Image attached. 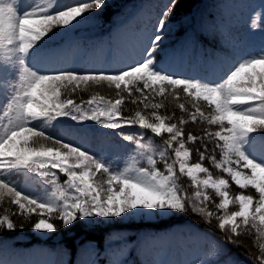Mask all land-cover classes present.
<instances>
[{"label":"snow or ice","instance_id":"obj_1","mask_svg":"<svg viewBox=\"0 0 264 264\" xmlns=\"http://www.w3.org/2000/svg\"><path fill=\"white\" fill-rule=\"evenodd\" d=\"M15 2L12 0L13 4ZM104 3L105 0H82L65 4L55 12L49 11L50 4H40L36 11L20 15L11 4L0 0V56L9 52L27 56L53 27L62 25L66 28L86 13L101 9ZM175 7L176 0H169L160 13L153 33L141 46L138 53L140 59L123 68L86 72L52 69L51 74H43L33 70L24 60L19 61L13 92L3 108L5 121L0 122V177L16 170H25L37 174L45 182L51 177V182L55 183L58 172L67 176L66 188L57 190L58 197L54 193L46 200L22 194L13 183L0 178V200H3L6 191L11 197L10 203L18 206L21 210L18 214L24 215L25 219L29 217L23 210L32 213L40 210L41 218L32 223L33 230L55 232L57 225L50 222L52 213H56L55 218L68 226L78 219L93 217L110 220L127 216L133 219L137 215L191 211L200 214L209 223L215 217L217 227L228 233L232 242H237L243 233H252V230L258 237L264 238V163L249 158L241 147L249 134L264 130V54L240 60L217 83L178 77L166 71L163 65L157 68L156 56ZM40 60L41 57L36 63ZM102 82L110 87L114 85L117 99L113 101L93 96L81 103L71 98L60 100L61 89L71 96L81 84ZM177 88L214 106V110L205 115L201 107L194 104L189 116L193 124L202 118L209 125H218L219 130L206 131L204 136L189 132L186 139L191 144H198L206 137L223 153V161L218 162L216 155H209V144L204 143L203 148H195L199 162L189 163L193 149L185 147L183 129L176 123L166 124V119L172 117L162 116L156 111L162 107L161 103L150 102V96L153 99L162 97L169 89ZM38 90L42 101L36 99ZM124 93H127L132 104L141 103L144 108L151 107L154 119L150 121L141 111H136L134 117H124L121 107L125 103ZM180 109L184 111L185 105L180 104ZM62 117L78 123L94 121L102 128L112 130L135 125L150 129L157 136L169 133L164 141L166 148L159 150L164 171L156 167L158 161L153 155L143 152L141 155H146L147 164L151 167L131 165L114 170L110 163L81 146L50 135L43 127L33 126L37 120L43 119L51 124ZM187 122L180 118V124ZM30 138L31 144L38 147L30 146ZM123 139L133 141L134 137L123 135ZM142 139L141 135V139L136 141L137 148L141 150L146 147ZM46 141L51 146L45 147ZM174 143L178 147H173ZM168 149L175 156L171 161L166 158ZM70 159L74 163L70 164ZM206 159L230 176L231 183L238 191L254 189L258 198L243 191L230 196L229 180L213 178L209 168L204 166ZM177 164L179 173L189 177L195 185V199L178 184L175 178ZM96 173L106 175L107 179L94 184L92 178ZM200 173H205L206 178L200 179ZM201 187L214 189L219 202L213 201L207 192H201ZM207 202L215 203V212L207 207ZM230 204H238L239 210L229 212ZM45 214H49L48 219L43 218ZM16 227L9 215L0 217V230L14 231ZM259 249V264H264V243L259 244ZM0 264L6 262L0 261Z\"/></svg>","mask_w":264,"mask_h":264},{"label":"trees","instance_id":"obj_2","mask_svg":"<svg viewBox=\"0 0 264 264\" xmlns=\"http://www.w3.org/2000/svg\"><path fill=\"white\" fill-rule=\"evenodd\" d=\"M136 1L105 0L101 9L92 10L95 24L88 27L85 32L81 33L80 29L76 31V41L81 46L82 51L92 50L97 52L100 45L105 46L109 41V25L113 24L118 13L126 11ZM156 1L161 9L169 3V0ZM221 1L176 0L174 14L169 18L166 33L156 56L157 68L161 65V59L168 57L171 52L176 51L179 53L183 51L184 62L181 65V74L175 75L215 83L210 81V79L200 78V76L209 77L212 70V61L222 58L219 72L223 79L226 73L235 66L232 61L239 50L245 49L246 45L251 42L261 43L260 40L264 37V16L259 15L255 21L248 24L233 20L226 22L225 20L231 14L218 5ZM50 42H54V40L40 41L39 43L47 45L46 43ZM222 53L225 54L223 57L221 56ZM83 66L81 63L80 66H75L72 70L77 72L92 71L90 69L86 70ZM193 67H196L194 72H192ZM41 73L51 74V72L44 71ZM61 93V101L71 98L76 103L86 102L93 96H96L97 99L102 96L105 100L113 101L118 98L114 85L110 87L103 82L90 85L81 84L77 92L71 96L66 95L63 89H61ZM136 95L138 96L139 94ZM124 96L125 103L121 106L124 117H134L136 111H141V114L145 115L150 121L154 119L151 115L153 111L151 107L144 108L141 103L134 105L127 97V93H124ZM149 99L151 103L162 104V107L156 110L160 115L172 117L170 120L166 119V124L176 123L178 127L183 129L185 147L193 149V155L189 163L199 162V154L195 152V148H203L204 143L209 144V155H216L218 162L223 161V153L206 137L198 144H191L186 139L189 132L197 136H204L206 131L219 130L218 125H209L202 118H198L197 123L193 124L189 116L194 104L199 105L205 115H209L214 110V106L209 105L208 102L202 99L189 96L182 91V88L169 89L162 97L156 96L153 99L150 96ZM180 104L185 105L184 111L180 109ZM181 117L188 122L180 124ZM83 124L91 131L89 137H93L99 130H105V132L115 131L116 135L114 137L126 144L136 166L151 167L147 164L146 155H141V152H143L153 155L158 161L156 167L164 171L165 166L160 161L159 150L166 148L164 141L168 139L169 133L164 132L157 136L150 129H141L135 125L112 130L102 128L94 121H84ZM261 134L264 139V131H261ZM123 135H131L134 139L133 141H126L123 139ZM141 135L143 137L142 142L146 145L143 150L136 146V141L141 139ZM47 144H50V142ZM173 147H178V144L174 143ZM241 147L246 155L254 160L248 153L243 141ZM86 150L110 163L114 170L120 169V166L116 164L113 158L109 159L104 153H95L88 148ZM166 158L170 161L175 159L171 149L167 150ZM204 166L209 168L213 178L229 180L230 196H235L239 194V191H243L244 194H253L258 198V194L255 193L254 189L249 188L238 191L236 186L231 183L230 176L221 169H217L209 160L206 159L204 161ZM176 169L177 175L175 178L178 184L187 191L192 199H195L196 188L192 180L186 175L179 173L178 165H176ZM30 174L37 184H41L40 188L44 187L45 193L50 197L54 193L58 197L59 193L57 190L66 188L65 181L67 176L63 173H57L55 183L51 182V177L45 182L37 174ZM201 174L203 178H206L205 173ZM0 178L12 182L8 174ZM200 191L207 192L213 201L219 202V197H217L214 189L201 188ZM10 200L11 197L7 193H4L3 200H0V217L7 214L17 224L14 231L0 230V261L6 260V264H9L14 259L21 261L25 256L34 258V256L38 257L41 254L45 256V261H42L44 264H148L149 262L160 264L159 261H155L152 253L157 248L161 253V259H165L169 253V245L162 242L154 243L153 241L149 243V249L144 251L141 249V243L146 240L147 236L163 234L166 231L169 232L166 237L164 236L166 240L176 245H179L180 239L189 236H203L205 242L202 245L197 246L194 242H189V245L197 251L203 248V254L206 258L204 264H259L258 257L261 254L259 244L264 243V238L258 237L254 230H252V233H243L237 242H232L229 239V234L217 227L215 217L209 223L206 218L200 214H193L191 211L175 213L157 221L99 222L93 217L84 220L78 219L68 226H64L61 220L55 218L56 213H52L50 214V222L57 225V230L53 233L39 232L33 230L32 223L41 218L39 215L40 210L37 209L34 213L27 212V209L23 210L24 214L29 217V219H25L24 215L18 214L21 212L18 206L11 204ZM207 207L214 212L216 211L215 203L207 202ZM238 210V204L229 205V212ZM43 218L48 219L49 214H45ZM20 224H23V227H20ZM210 245L215 250V256L208 252ZM11 264L19 263L13 262Z\"/></svg>","mask_w":264,"mask_h":264},{"label":"rangeland","instance_id":"obj_3","mask_svg":"<svg viewBox=\"0 0 264 264\" xmlns=\"http://www.w3.org/2000/svg\"><path fill=\"white\" fill-rule=\"evenodd\" d=\"M3 3L11 4L20 15L28 12L36 11L40 4L49 6L50 12L60 10L65 4L79 3L80 0H16L13 4L12 0H2ZM218 5L229 11L231 14L226 22L232 20H241L242 22L251 21L257 14L264 15V0H222ZM160 9L157 7L156 0H142L139 4H136L127 13H120L116 16L113 26L110 27V44L109 46H100V49L94 53H85L84 59H87L94 69H103L109 71L115 67V69L123 68L126 64L135 63L140 59L138 53L141 50V46L147 42L150 33L153 31V26L156 24L160 17ZM95 22L93 11L86 13L84 17L78 18L71 25L66 28L62 25L53 27L52 31L44 37L41 42L55 40L58 43L51 44L46 43L47 47H41L42 43L29 52L27 56L21 53H5L1 56L0 63V122L5 121L3 116V108L10 98L14 85L17 79V69L20 68L19 61L24 62L30 66L33 70L38 71L42 64H47L49 68L63 69L74 65L81 57V47L75 41L76 31L81 30L85 32L86 29L92 26ZM111 46L115 48L111 51ZM245 59L252 58L264 54V49L258 45H251L250 49L244 51ZM240 54V55H241ZM174 55V54H173ZM41 57L40 62L36 61ZM241 57V56H239ZM167 71L176 69L175 59L172 57L165 65ZM178 71V70H177ZM36 99L42 101L39 90L36 94ZM35 127H43V129L57 138L63 139L65 142H70L74 145L90 148L93 152L105 153L106 157L113 158L116 164L120 166V170L131 165H136L133 157L128 152V148L125 143L117 140L114 135L115 132L110 133L98 132L93 140L89 141L87 136L89 130L83 123L72 121L68 118H59L57 121H53L48 124L45 120H37L33 122ZM259 130L257 132L249 134L247 139L243 140L248 153L254 158L255 162L264 163V140ZM30 146H36L31 144ZM45 142V147L51 146ZM69 163H74L73 160H69ZM178 165V164H177ZM11 177V183L22 191V194H28L30 196L39 197L41 200L50 198L45 193V189L40 188L41 184H37L31 174L25 170H16L13 173L8 174ZM199 178L203 179V175L200 173ZM205 178V177H204ZM106 175L96 173L92 178L94 184L106 180ZM196 188V187H195ZM203 188V187H201ZM200 188V189H201ZM196 192V191H195ZM5 193H7L5 191ZM39 210V209H38ZM172 216L173 214L164 215H151L141 216L137 215L133 219H129L125 216L124 219H110L104 220L103 218L95 219L99 222H129V221H157L165 217ZM169 232L166 231L163 234H155L153 236H147L141 243V249L147 251L149 249V243H166L169 245V253L165 259H161L160 251L155 248L152 256L155 261H159L160 264H204L206 258L203 254V248L198 251L193 249L189 242H195L197 246L202 245L205 242L203 236H189L179 240V245L166 240V235ZM165 236V237H164ZM209 253L215 256V250L212 245L209 246ZM45 256L43 254L38 257L32 258L25 256L21 261L14 259V262L19 264H44ZM41 261L40 263H38ZM13 262H9L11 264ZM153 264V263H148Z\"/></svg>","mask_w":264,"mask_h":264}]
</instances>
